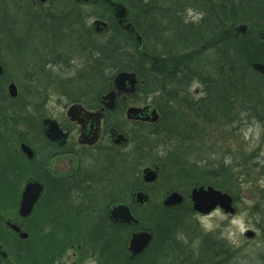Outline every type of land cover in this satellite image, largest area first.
Returning <instances> with one entry per match:
<instances>
[{
    "label": "trees",
    "instance_id": "16d2710c",
    "mask_svg": "<svg viewBox=\"0 0 264 264\" xmlns=\"http://www.w3.org/2000/svg\"><path fill=\"white\" fill-rule=\"evenodd\" d=\"M117 3L126 4L134 13L127 19L142 37L143 47L133 33L125 32L117 25L113 17ZM46 4L49 5L47 11L41 4L38 9L33 7L32 0H3L0 6V55L16 60V69L23 74L28 70L27 78L33 82L28 89L32 99L26 100L20 91L11 98L5 87L4 71L0 75V127L3 130L0 140H5L3 146L9 149L5 134L10 135L11 126L24 127V131L17 133V138L31 146L30 137L36 127L42 136L43 113L31 111L33 106L42 108L46 85L68 103L94 107L96 100L113 88L116 70L135 71L139 81L135 94H141V103L150 99L160 108L161 117L153 125L154 129L145 131L146 126H134L142 133L136 137L126 135L128 142L132 141L134 145L128 159L105 147L107 149L94 160L91 172L88 175L81 173L78 177L82 182L75 185L48 183L46 172L37 161L43 147L38 151L32 146L36 151L33 161H28L21 153L18 156L7 151L0 163V186L3 184L0 187V215L18 203L21 184L30 176L28 168L31 165V176L44 184V191L27 219L40 210H44L46 216L27 226L31 235L27 239H20L8 230L2 235L3 244L12 236L7 242L12 243L10 248L16 264H50L60 249L73 244L98 253L99 264L171 261L176 258L177 251H182L184 244L177 239V233L186 235L195 223L191 210L186 209L184 213L180 210V206L190 203L186 199L188 190L210 185L235 197L228 184L235 174L232 164H225L223 160L214 163L202 158L189 161L183 153H169L158 166L157 180L164 181L165 193L178 191L183 194V204L165 208L158 203L148 210L150 185L143 184L135 173L136 167L146 163L144 154L155 148L146 138L163 133L171 137L170 140L183 141L196 133L184 111L173 110V104L181 107L176 101L179 92L184 101L189 100L187 85L192 81L201 85L202 96L190 102L187 111L194 112L202 121L231 123L237 117H244L264 123V76L251 68L253 62L264 63V39L258 34L264 31V0H47ZM79 5H95L110 11L106 16L109 28L105 34H96L88 28L90 36H104V39H88V44L83 42L86 41L83 39L86 38L87 14L77 9ZM188 8L202 11V19L197 23H185L183 13ZM238 23L247 24L244 34H236ZM25 47H29L27 53ZM76 54L85 61L86 67L80 64V69L76 67L68 75H60L61 71L58 74L62 76L60 83L48 84L49 78L52 81L51 68L59 66L61 70L70 71L71 66L75 67L71 60ZM42 82L46 83L44 87L37 86ZM126 179H132V182L123 187ZM179 183L183 184L184 190ZM136 190L148 194L145 204L134 203L132 194ZM105 193L107 200L101 203ZM119 202L130 206L137 224L107 221V209ZM77 210L80 215L69 213ZM92 218L96 221L90 224ZM44 226L50 228L49 232L42 233ZM134 229L149 231L152 239L141 254L131 257L127 245ZM34 240L37 243L32 249L30 245ZM219 248L206 247L215 256H218ZM0 262H5L1 256Z\"/></svg>",
    "mask_w": 264,
    "mask_h": 264
},
{
    "label": "rangeland",
    "instance_id": "374dc122",
    "mask_svg": "<svg viewBox=\"0 0 264 264\" xmlns=\"http://www.w3.org/2000/svg\"><path fill=\"white\" fill-rule=\"evenodd\" d=\"M2 1L3 0H0V6L2 5ZM32 1L35 2V4H32L33 7L37 9L40 8V6H38L39 4H41V7L44 8V10H46L47 7L49 6L46 3L43 4L40 3L38 0H32ZM123 5L127 7V18L133 16L134 13L128 8V6L126 4ZM77 9L87 14V15L85 14L86 29L84 32L86 38L83 39L86 41L83 42L87 43L88 39L89 40L90 39L101 40L102 38L104 39V36L102 37L90 36V34H88V28L90 27L93 31L92 23L96 19L108 23L109 21L106 19V16L110 14V11L107 9L102 10V8L95 5H79ZM195 10L199 11V9H195ZM50 11L51 10H49V12ZM184 14L185 12L183 13V15ZM100 15L104 17H100ZM240 24H244L247 27V24L245 23H238L236 24V28ZM262 32L264 31L261 30L258 34L260 35V33ZM251 33L254 35L252 31ZM236 34L238 35L242 33L236 32ZM151 46H152V41L150 40L149 47ZM25 48H27V51L25 50L27 53L29 47H25ZM75 53L76 52L71 54H75ZM76 55L77 56H75L74 59L71 60L72 65H75V67L71 66L70 71L69 69L61 70L59 66H55L51 68L52 81H50L49 78L48 84H51V82L59 84L62 79L61 78L62 76L60 77L58 74L61 71L62 72L60 75H68L74 72L75 71L74 69L76 67L80 69L79 68L81 67L80 64L85 65L84 64L85 61L83 59L80 60L78 54ZM0 57L2 59L0 60V65L2 66L7 79L5 87L9 82H13L17 87V91L18 92L20 91L22 93V96L26 100L32 99L33 97L29 96L30 93H28V89L33 85V82H30L27 78L28 70H26L27 75L20 73L14 65L16 60H14L13 58L11 59L9 56L5 54L0 55ZM45 84H46L45 82H42L40 83V85L37 86L44 87ZM46 86H47L46 96H45V100L41 104L42 108L33 106L31 112L35 114L37 110L39 113H43L42 118L51 117V118L59 119L63 124H66L67 121L63 115L65 113L66 108L70 104L67 102L66 98H64L59 93L50 90L48 88L49 87L48 85ZM187 88L189 91V96H188L189 100L184 101L182 98L183 96L182 92H179L176 101L177 103L179 102L181 107L177 106L176 104H173V110L181 109L182 111H184V113L186 114L185 118H187L188 123H192L196 133H194L192 137H189L190 139L183 141L181 139L170 140L171 137L165 136L163 135V133L153 136H148L146 138L147 142L153 145L155 148L152 149L151 152L144 154L146 155V160H144V162L146 163L141 165L139 168L136 167L135 173L141 179L142 176L141 172L144 168L159 166L160 163L165 161L169 153L175 151H178L179 153H183V155H186L188 160L202 158L204 159V161L209 163H214L220 160H223L225 164L230 163V165L232 164L233 166L232 169L235 175L234 178L230 180L228 184L231 186L230 188L234 192L235 197L232 198L234 201V205L236 207V211H237V205H242L246 207V205H243V202L245 200L252 201L253 206L249 208L248 211L253 219L255 228L258 229L259 231L249 230L254 233L253 236L247 237L245 235L242 244L239 247H234L230 245L226 240L220 239L216 234H204L201 231L198 222L193 219L194 213H192V217H191L192 221H195L196 224L193 222L191 229L188 231L186 235H184L187 238L188 243H184L183 245H181L182 251L181 252L177 251L176 258H173L171 261L161 262V264H264V123H260L254 119H247L244 117H240V118L237 117L238 119H235V121L231 123L229 122L209 123L206 121H202V119L199 118L194 112L187 111L188 108H190L189 107L191 104L190 102L196 101L202 96L201 85L197 82L192 81L189 83V85H187ZM137 92L138 91H135L132 96L128 97V99L131 100L130 104H133L132 106L141 104L140 98L142 96L141 94H135ZM36 99L38 100L39 98ZM145 100L146 102L150 101V99L147 98ZM129 128L131 130L129 132L131 137L132 136L136 137L138 134L142 133L139 132L137 128L133 127L132 125H129ZM154 128L155 127H145L143 129L145 131H150V129H154ZM11 129L12 131L10 135L5 134L7 137V144L9 149L3 146L5 145L4 144L5 140L4 139L0 140V163L3 162V160L1 159L7 153V151H11V152L13 151L16 154H18V156H20L19 153H21L19 149V143L21 140L17 138V133L24 131V127L11 126ZM39 130L40 129L36 127L33 130V133L31 134L30 137V142L32 146L36 148L38 151H40L43 147V138L38 133ZM1 133H3V130L0 127V134ZM105 147H108L109 149L113 150L114 152H117L121 156H124L128 159L130 152L133 151L134 145L131 141V142H127L121 148L113 149L112 146H109L106 143V141L103 140L96 148L93 149L94 152L92 153L95 154L97 153L98 156L100 153H103L105 149H107ZM29 166L30 167L27 168H28V172L30 171V176L23 179L24 181L21 184L20 187L21 189L25 181L33 177L31 176L32 175L31 173H33L32 172L33 166L32 167L31 165ZM50 167L54 172L57 173L66 170L67 169L66 160L65 159L54 160V162L51 163ZM92 167H93L92 161H90L89 159L83 161L82 174L88 175L91 172ZM33 178H35V176ZM129 182H132V179L129 180L126 179L125 183L122 184L123 187L128 185ZM163 182L164 181L157 180L156 182L149 184L150 187L148 188V190L150 192L149 195L151 198V205L150 207H148V210L152 208L153 205H157L158 203H161L162 205V200L167 194L164 192L166 188ZM136 184H139L138 181L136 182ZM2 185L3 184H1L0 186L1 188ZM180 185L182 186L183 184ZM182 189L184 190L185 187L182 186ZM2 192L3 190H1V193ZM189 192L190 190H188V194ZM107 196H108L107 193L103 195L101 203L107 200ZM186 199H188L187 195H186ZM180 207L182 213H184L186 209L191 210L190 203L183 204V206ZM17 209H18V203L11 209L3 211V213L0 215V237H1L0 246H1V250L9 256L7 259L8 261L5 260V262H0V264H16L17 262V260L13 256L12 249L10 248L12 243L7 242L12 239V236H10L9 240L6 239L7 241H5L4 244L2 241V235H6V233L9 230L8 223L13 222L19 225L22 231L26 232L29 236H31L29 231L27 230V226L28 225L32 226L36 224L46 216L45 215L46 212L44 210H40L39 212L36 211L29 219L27 218L21 219L17 214ZM235 212L233 214H235ZM257 218H259V223L256 222ZM95 221L96 219L93 218L90 219V224H93ZM80 222L83 223V221ZM49 229L50 228L48 226H44L42 233L49 232ZM35 242H36L35 240L32 241V245H30L32 249L36 247ZM49 242L50 240H47V243ZM207 245L219 246L220 251H217L218 256H215L213 252L211 253V251L207 250L206 249ZM71 246L68 245L60 249L56 253V256L53 258L50 264H99L100 263L98 253L92 252L88 248H85L83 250L82 247L76 244H73ZM203 247H205L204 250H202Z\"/></svg>",
    "mask_w": 264,
    "mask_h": 264
},
{
    "label": "water",
    "instance_id": "95a60500",
    "mask_svg": "<svg viewBox=\"0 0 264 264\" xmlns=\"http://www.w3.org/2000/svg\"><path fill=\"white\" fill-rule=\"evenodd\" d=\"M41 3L47 0H39ZM80 1V0H74ZM84 2L88 0H82ZM113 17L117 25L125 32H131L134 34L135 40L143 47V40L140 34L134 29L131 22L127 20V7L121 3H117L114 6ZM93 31L97 34L105 33L108 29V24L102 20H94L92 23ZM246 25L240 24L236 28L237 33L244 34L246 32ZM260 36L264 39V32L260 33ZM251 68L257 73L264 76V63L253 62ZM3 73V68L0 65V75ZM114 89L102 95L100 98L103 105L107 109H112L115 104L117 95L132 94L137 87V77L133 71H119L113 78ZM7 93L10 97L17 96V87L13 82H10L7 87ZM82 110L80 105H72L69 107L67 115L71 120H78V115ZM89 113V112H88ZM149 113V115L144 116ZM93 115L92 127L88 134H83L80 137V143L93 144L98 138L99 121L101 118L100 113H89ZM126 117L128 119H142L149 122H156L158 120V113L155 109L149 110V107H135L131 106L126 111ZM42 127L45 135L51 141H57L61 138H65L66 134L59 128L57 122L54 119L45 118L42 121ZM125 137L122 134H117L114 139V143L118 144L121 141H125ZM20 150L24 153L27 159H32L34 156L33 150L26 143H21ZM158 168L146 167L142 170V180L146 184L153 183L157 180ZM43 193V184L36 179L28 180L21 191L20 201L18 205L17 213L21 218H26L30 215L34 205L37 203ZM189 198L192 202L191 209L193 212H199L200 214H207L214 210L216 206H222L228 214L235 212V206L231 195L227 192H223L210 185L207 186H195L190 190ZM133 199L137 204H143L147 201L148 195L142 191H135L133 193ZM183 202V196L178 191H171L162 200V205L166 208L180 205ZM107 217L113 222H119L124 224H136L137 219L134 218L130 207L126 203H116L112 205L107 211ZM9 228L18 233L21 239H25L28 234L20 230V227L15 223H8ZM252 231H248L245 235L247 237L253 236ZM152 235L146 230L134 231L128 242V250L131 253V257H134L143 252L149 243L151 242ZM0 255L3 258L7 257V254L1 250Z\"/></svg>",
    "mask_w": 264,
    "mask_h": 264
},
{
    "label": "flooded vegetation",
    "instance_id": "af4514ba",
    "mask_svg": "<svg viewBox=\"0 0 264 264\" xmlns=\"http://www.w3.org/2000/svg\"><path fill=\"white\" fill-rule=\"evenodd\" d=\"M32 4H35V2L32 1ZM112 81H113V78H112ZM130 102L131 100H129L128 97L126 96H120V98L117 96L115 99L114 107L112 109H107L103 105V102L100 97L96 100V106L94 107H86L83 105V103H69L70 105L66 108L65 113L63 115L67 121L66 124H63L59 119L45 117V118L54 119L57 122L59 128L62 130V132L66 134L65 138H61L57 141H51L50 139L46 137L44 129L42 130L43 149L41 150L42 155L39 156V159L37 161H38V165L40 167L42 166L41 167L42 170L46 172L45 176L48 180V183L49 184L62 183V184H70V185L71 184L75 185L76 183H79V182L81 183L82 179L79 178L78 176L82 173L83 161H85L86 159H89L90 161H92V163L95 162L94 160H96L97 158V153L95 154L92 152H94L93 149L96 148L101 143V141L103 140L106 141V143L109 146L121 148L128 142V138L126 135H128L129 131H131L129 128V125H132L133 127L134 126L153 127V125L158 123V122L157 123L149 122L147 120H142V119H128L126 117V111L130 106L133 105V104H130ZM74 104L80 105L82 108V110L80 111L78 115V120H71L69 116L67 115L69 107ZM135 106L140 107V108H144L148 106L149 110L155 109V111L159 115V118L161 117L160 108L152 104L151 101L146 102L145 100L144 103H141ZM88 112L101 114V118L99 121L98 138L93 144H82L80 143V137L83 134H88L92 127L91 121H92L93 115H90ZM146 115H149V113L145 114L144 116ZM117 134H122L126 140L121 141L118 144H115L114 139ZM21 143L28 144L25 141H20L19 148H20ZM29 146L32 148L34 156L32 159H27V158L26 159L28 161H33L36 158V151L31 145ZM21 154L25 156L23 152H21ZM62 159L66 160L67 169L60 171L58 173L54 172L50 167L51 163H53L54 160H62ZM44 164H46V166H44ZM29 179H27L25 183ZM39 200L34 205L33 211L36 208V205L39 203ZM69 213L75 216L81 214L79 210L70 211ZM105 217L107 219V212L105 213ZM107 221L112 223L108 219ZM118 224H122V223H118ZM133 231H136V229L132 230L130 234ZM12 233H15V232H12ZM15 234L19 238L18 233H15Z\"/></svg>",
    "mask_w": 264,
    "mask_h": 264
},
{
    "label": "clouds",
    "instance_id": "9594fccd",
    "mask_svg": "<svg viewBox=\"0 0 264 264\" xmlns=\"http://www.w3.org/2000/svg\"><path fill=\"white\" fill-rule=\"evenodd\" d=\"M203 15L204 13L201 11L188 8L184 14L185 23H196L202 19ZM243 205H246V207L237 205L235 214L230 215L222 206H216L214 210L207 214L195 212L193 219L198 222L204 234H216L220 239L226 240L230 245L239 247L243 242L245 234L249 230L259 231L255 228L253 219L248 211L253 206V202L245 200ZM256 222L259 223V218H257ZM177 239L188 243L187 238L181 232L177 233Z\"/></svg>",
    "mask_w": 264,
    "mask_h": 264
}]
</instances>
